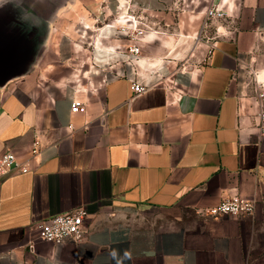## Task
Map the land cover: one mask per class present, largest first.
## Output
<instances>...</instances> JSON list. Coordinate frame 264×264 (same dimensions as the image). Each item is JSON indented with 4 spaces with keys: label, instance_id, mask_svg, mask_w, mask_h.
<instances>
[{
    "label": "crops",
    "instance_id": "0c3cea01",
    "mask_svg": "<svg viewBox=\"0 0 264 264\" xmlns=\"http://www.w3.org/2000/svg\"><path fill=\"white\" fill-rule=\"evenodd\" d=\"M40 3L46 46L0 89V158L10 150L29 168L0 182V264H264V139L250 87L264 73V0ZM213 4L230 19L197 39ZM132 19L147 32L128 64L117 32ZM133 65L140 81L167 79L134 96ZM234 194L256 202L252 215H209ZM81 206L82 242L35 240L37 224Z\"/></svg>",
    "mask_w": 264,
    "mask_h": 264
},
{
    "label": "built area",
    "instance_id": "2783aa9c",
    "mask_svg": "<svg viewBox=\"0 0 264 264\" xmlns=\"http://www.w3.org/2000/svg\"><path fill=\"white\" fill-rule=\"evenodd\" d=\"M213 19L227 20L230 19V15L224 8L213 4L206 15V22L202 26L200 35L197 39L204 38L207 42H210L212 38L206 37V30L210 26V22ZM131 20V18L129 19ZM134 28H129L128 26H119L117 35L127 36L128 31L133 30L137 32L136 38L138 36H143L144 31L139 29L137 22L132 19ZM107 27L111 28V24H106ZM224 34L220 29L218 30L217 36ZM135 35V34H134ZM214 46L210 45V51ZM141 54V49L137 42L132 43L128 47V64L137 62ZM117 77H128V72L126 69L122 68L121 72L116 74ZM132 79V91L134 96L141 95L153 87L163 84L167 76L164 74L156 73V80L153 81H140L137 79V75L134 74ZM172 85L170 81L168 87ZM250 87L255 95V100L258 106L256 126L258 130V136L264 139V73L260 71H253L251 73ZM71 110L73 113H84L86 111V106L80 101H76L72 104ZM71 128L73 126H70ZM39 152V146L36 142L34 144L33 153L37 154ZM27 164L21 163L16 158V155L8 150L0 158V182L5 178L20 172L28 171ZM256 202L252 199L243 197L239 194L229 195L224 198L219 205L211 208L208 211L209 215L215 218L218 217H239V216H249L255 211ZM88 216L87 210L84 206L75 208L70 212L52 216L35 227V240L44 241L55 246L62 247L67 242L80 243L86 237L88 229L85 225V220Z\"/></svg>",
    "mask_w": 264,
    "mask_h": 264
},
{
    "label": "water",
    "instance_id": "95a60500",
    "mask_svg": "<svg viewBox=\"0 0 264 264\" xmlns=\"http://www.w3.org/2000/svg\"><path fill=\"white\" fill-rule=\"evenodd\" d=\"M41 0L0 2V89L27 76L46 46L50 22Z\"/></svg>",
    "mask_w": 264,
    "mask_h": 264
},
{
    "label": "rangeland",
    "instance_id": "374dc122",
    "mask_svg": "<svg viewBox=\"0 0 264 264\" xmlns=\"http://www.w3.org/2000/svg\"><path fill=\"white\" fill-rule=\"evenodd\" d=\"M139 29H141L142 31H144V34H143V36H138L137 38H136V35H137V32H134L132 29L131 30H129L128 31V33H129V35H127V36H124V35H122V36H120V38L121 39H123V40H125V41H127V44L130 46L132 43H134V42H139L140 40H142V38H144V36L146 35V32H147V30H146V28H143V27H140L139 26ZM135 34V35H134ZM131 64H134V63H131ZM133 68H134V73L136 74L137 72H138V70H137V66H135V65H133ZM153 74V73H152ZM89 77H91V78H93V79H96L97 77H103L102 75H100V76H97L96 77V74H89ZM86 82V83H88L87 81H88V77H86V78H84L83 79V82Z\"/></svg>",
    "mask_w": 264,
    "mask_h": 264
},
{
    "label": "bare ground",
    "instance_id": "6f19581e",
    "mask_svg": "<svg viewBox=\"0 0 264 264\" xmlns=\"http://www.w3.org/2000/svg\"><path fill=\"white\" fill-rule=\"evenodd\" d=\"M134 28V27H133Z\"/></svg>",
    "mask_w": 264,
    "mask_h": 264
}]
</instances>
